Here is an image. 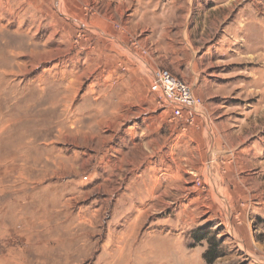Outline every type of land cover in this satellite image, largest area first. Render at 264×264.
Here are the masks:
<instances>
[{
	"label": "rangeland",
	"instance_id": "374dc122",
	"mask_svg": "<svg viewBox=\"0 0 264 264\" xmlns=\"http://www.w3.org/2000/svg\"><path fill=\"white\" fill-rule=\"evenodd\" d=\"M0 264H264V0H0Z\"/></svg>",
	"mask_w": 264,
	"mask_h": 264
},
{
	"label": "built area",
	"instance_id": "2783aa9c",
	"mask_svg": "<svg viewBox=\"0 0 264 264\" xmlns=\"http://www.w3.org/2000/svg\"><path fill=\"white\" fill-rule=\"evenodd\" d=\"M150 88L160 92L174 119L182 118L183 109L196 110L200 105V99L193 94L191 87L165 69L153 71Z\"/></svg>",
	"mask_w": 264,
	"mask_h": 264
},
{
	"label": "trees",
	"instance_id": "16d2710c",
	"mask_svg": "<svg viewBox=\"0 0 264 264\" xmlns=\"http://www.w3.org/2000/svg\"><path fill=\"white\" fill-rule=\"evenodd\" d=\"M204 258H205L206 261H210V260L212 259V258H210V257L208 256V253H207V252L205 253Z\"/></svg>",
	"mask_w": 264,
	"mask_h": 264
},
{
	"label": "bare ground",
	"instance_id": "6f19581e",
	"mask_svg": "<svg viewBox=\"0 0 264 264\" xmlns=\"http://www.w3.org/2000/svg\"><path fill=\"white\" fill-rule=\"evenodd\" d=\"M173 151V150H172ZM148 152V151H147ZM165 157V156H164ZM217 163V162H216ZM206 165V164H205ZM191 173V172H190ZM215 176V175H214ZM210 178V177H209ZM211 181V180H210ZM145 194V193H144ZM213 196V195H212ZM226 200V199H225ZM199 202V201H198ZM132 222V221H131Z\"/></svg>",
	"mask_w": 264,
	"mask_h": 264
},
{
	"label": "crops",
	"instance_id": "0c3cea01",
	"mask_svg": "<svg viewBox=\"0 0 264 264\" xmlns=\"http://www.w3.org/2000/svg\"><path fill=\"white\" fill-rule=\"evenodd\" d=\"M170 113H171V109H170ZM187 119L189 118V116L186 117Z\"/></svg>",
	"mask_w": 264,
	"mask_h": 264
}]
</instances>
